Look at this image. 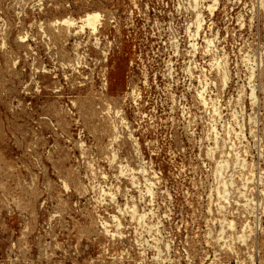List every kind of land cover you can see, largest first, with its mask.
Wrapping results in <instances>:
<instances>
[{
    "label": "rangeland",
    "instance_id": "obj_1",
    "mask_svg": "<svg viewBox=\"0 0 264 264\" xmlns=\"http://www.w3.org/2000/svg\"><path fill=\"white\" fill-rule=\"evenodd\" d=\"M0 264H264V0H0Z\"/></svg>",
    "mask_w": 264,
    "mask_h": 264
},
{
    "label": "bare ground",
    "instance_id": "obj_2",
    "mask_svg": "<svg viewBox=\"0 0 264 264\" xmlns=\"http://www.w3.org/2000/svg\"><path fill=\"white\" fill-rule=\"evenodd\" d=\"M99 18L98 13H89L85 18L84 22L92 28L93 31L98 29L97 20ZM222 71V70H221Z\"/></svg>",
    "mask_w": 264,
    "mask_h": 264
}]
</instances>
